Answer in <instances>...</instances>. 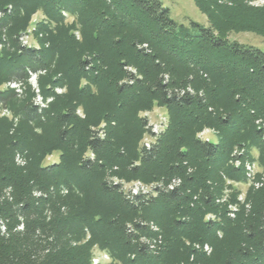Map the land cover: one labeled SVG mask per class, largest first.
Returning a JSON list of instances; mask_svg holds the SVG:
<instances>
[{
	"label": "trees",
	"instance_id": "1",
	"mask_svg": "<svg viewBox=\"0 0 264 264\" xmlns=\"http://www.w3.org/2000/svg\"><path fill=\"white\" fill-rule=\"evenodd\" d=\"M194 1L208 24L176 20L162 0H0V86L27 83L30 69H46L42 91L55 97L40 111L29 86L23 98L0 88V106L18 117L16 124L0 117V190L10 186L14 195L0 214L15 223L21 214L26 226L0 230V264H92L95 245L112 264H184L193 253L198 264H264V185L248 189L250 208L240 204L235 218L216 201L226 187L237 201L241 189L227 179L246 181L244 167L231 163L236 156L253 160L258 148L264 171L256 123L264 121V49L230 38L245 31L264 37V5ZM37 12L46 17L40 45H24L21 32ZM57 85L67 91L57 94ZM155 105L168 110V128L142 147L140 112ZM205 127L216 129L217 139L199 138ZM236 148L246 151L235 155ZM18 151L24 166L16 164ZM56 151L59 160L46 164ZM109 171L165 186L128 197L121 182L106 179ZM175 176L182 184L169 188ZM51 186L68 194L34 197V189ZM139 217L161 226L160 254L140 241L147 228ZM186 240L209 242L213 252H196Z\"/></svg>",
	"mask_w": 264,
	"mask_h": 264
},
{
	"label": "rangeland",
	"instance_id": "2",
	"mask_svg": "<svg viewBox=\"0 0 264 264\" xmlns=\"http://www.w3.org/2000/svg\"><path fill=\"white\" fill-rule=\"evenodd\" d=\"M162 1L164 2L165 6H168L170 8L172 17L175 18L176 20L180 21V22L188 23L190 20H196V21H199L201 23L206 22L205 19H204V18H206V15L202 13V11L196 5L194 0H162ZM220 1L222 3H225V4H232V0H220ZM248 4L253 5V6H263L264 5L263 1H260V0H249ZM9 8H12V7L10 6ZM1 13L2 12H0V14ZM64 15L66 16V21L69 22V23H72L75 20V17L73 15H70L66 11L64 12ZM44 20H46V17H45V15L43 13H41V12L35 13L32 16V19H31V21L29 23V26L25 30H23L21 32L22 35L23 34H27L28 35V38H27L28 40L27 41L32 43V44H34L37 47H39V45H40L39 37L42 36V33L37 35L38 25H39L40 22H42ZM75 33H76L77 38L81 39L80 31L76 30ZM230 38L232 40H237L239 42L250 44V45H254V46H257V47H259L261 49H264V37L260 36V35H258L256 33H253V32H248V31H245V32H232L230 34ZM4 39H6L5 36H4ZM1 47H2V44H0V48ZM130 69H132V68H130ZM133 71L136 72L135 69H133ZM46 73H47V71H45V73L41 74L39 76V78H38V85H39V88H40L44 98H46V97H45V95L43 94V91H42V87H41V84H40V77L45 75ZM166 75H168V80H169V78H170L169 74H166ZM26 84L27 85L24 88L22 94H17L16 91L13 90V88L11 90H13L17 94V96L19 98H23V97H25L26 89L29 86L31 88V92L33 93V99H34V96H35L36 93H35L34 89L32 88L31 83L27 82ZM189 86H191V85H189ZM0 88H2V89H10L11 87L9 88L8 87V83L5 82L3 85L0 86ZM57 88H60L62 90V92L58 93L56 91ZM191 88L194 89L195 93L197 92V90L194 87L191 86ZM55 91H56L57 94H63V93H65L67 91V88H66V86L57 85L55 87ZM199 93L203 94V90H200ZM54 98L55 97H53V100H54ZM45 109H47V108H45ZM10 111H11V109H10ZM78 113L82 117L85 116L82 108L78 109ZM12 114H13V112H12ZM140 115L146 118V129H147V131L144 133L142 139L140 140V146H142V147L146 146V143L151 142V141H152V144L156 143L159 137L157 139H155V138H153L151 136L150 132L148 131L149 123H151V122L152 123H159V121L162 118V119L166 120L167 128H168V124H169V113H168V110L166 108H164L163 106L155 105L152 109L142 110L140 112ZM14 116L16 117V115H14ZM5 117L9 118L10 120H13V122L15 124L17 123V121L14 120V118H12V116H5ZM256 123L258 124V126H260V124L264 123V121H262L261 119H258L256 121ZM104 126H105V123L103 122L101 124V127L103 128ZM166 129H165V131H166ZM165 131L162 134H164ZM201 133L204 134L205 138L210 139V140H215L218 137V131L216 129L212 128V127L203 128L198 133V137L199 138L201 137ZM263 138H264V136H263ZM201 139H202V137H201ZM235 150H238V151L242 152V154L246 151L245 148H236ZM259 153H260L259 149L258 148H254L253 151H252L254 159L252 160V159L248 158L246 160H241L242 164L240 163L241 164L240 166L244 167V171L246 173V169H245L246 163L249 162L251 164H255V165H252L257 170L256 171L257 172V176L256 175L255 176L257 177V180H259L258 182H262V180L264 179V171H263L262 166H261V164H260V162L258 160L259 159ZM18 156H20V157H18ZM59 156H60V153L58 151L48 155L46 157V159H45L46 164L58 161L59 160ZM86 156L93 157L94 153H92V151L89 150L87 152ZM15 161H16V164L19 165V166H24V165L27 164V159H26L24 153H22L21 151H18L15 154ZM235 162H236V160L232 159L231 163H233V165L236 164ZM173 178H180V177H176L175 176V177H172V179ZM106 179H108L109 181L121 182L123 187H124L123 192L125 194L130 192L131 187L137 186L139 183L143 184L146 188H150V189L153 188L154 185H162V184H164L163 181H158V182H153V183H145V182L141 181L140 179L126 181L124 179L119 178L116 174H113L111 171L108 172V174L106 176ZM171 180L169 182H171ZM181 184H182V182H181ZM227 184H230V185L233 184L235 186H238L241 189L240 193L237 196V201H231L230 198H231V194H232V188H230V187H226L224 189L223 193L219 197H217L216 201L218 203H227L228 216L231 217V218H235L237 213L239 212L240 204H245L246 203V197H247L248 189L250 187H254V188L258 189V188H260V187H262L264 185V182H263V185H261V186L259 185L258 186L257 184H252L251 182H248L247 179L244 182H236L234 180L227 179ZM62 187L61 188H57L55 186H51L49 189L45 190V191H48L47 192V194H48L47 196H40L38 198L48 197V196H50L52 194H56L57 191H59V193H61L63 195L68 194V191L66 192L65 190H62ZM34 190L36 191L38 189H34ZM34 197H37V196L34 195ZM229 203H233L234 207L237 206V210L235 211V215L234 216L231 215V212H234V210L230 209L231 205ZM246 207L250 208V204L246 203ZM48 215L49 216L51 215V211L50 210L48 211ZM215 217L216 216L214 214H212V213L207 214V218L214 219ZM8 218H10V217H8ZM17 218H18V215L16 214V223L13 222V220L11 218L8 219L9 220V224L12 227L13 231H14V227L16 226L17 222L19 221ZM135 220L136 221L139 220L140 222L143 221L144 223H146L145 227L147 228L146 229L147 232L146 233H141V234L138 233L139 239H141V240L144 239L148 243L152 244L151 250L148 249L150 253H152L154 255L160 254L164 250L165 244H166V240H165L164 233L162 231L161 226L155 220H152V219L139 217V218H135ZM130 225H132L131 221H130ZM25 230H26V226L24 227L23 230L21 229L20 232L21 233L25 232ZM220 236H221V233H220ZM186 243H187V245H192V247L194 248V250L196 252L205 253L207 255H210L213 252V247H212V245L209 242H204L203 243V242L196 241V242H192L191 243L189 240H186ZM207 246H208V248H207ZM100 250H103V249H101L98 245H95L93 247V255L98 253V251H100ZM112 262H113V258H112ZM112 262L110 264H112ZM120 264H122V263H120ZM184 264H198V262L196 261V255L193 253L190 256L189 260L186 263H184Z\"/></svg>",
	"mask_w": 264,
	"mask_h": 264
},
{
	"label": "built area",
	"instance_id": "3",
	"mask_svg": "<svg viewBox=\"0 0 264 264\" xmlns=\"http://www.w3.org/2000/svg\"><path fill=\"white\" fill-rule=\"evenodd\" d=\"M260 1H263L264 3V0H260ZM2 15V13L0 14V16ZM28 38V35L27 34H21L20 35V41L22 42V44L24 45H27V46H35L34 44L28 42L27 39ZM37 47V46H35ZM45 69H39V70H29V78L27 80V82H30L31 83V86L32 88L34 89L35 91V96H34V99H33V102L39 107L40 111L47 108L49 106V103L53 100V97L50 96L48 98H44L43 95H42V92L39 88V85H38V78L41 74L45 73ZM165 80L168 81V75L165 76ZM8 87L10 89L13 88L14 91H16L17 94H22L23 93V90L24 88L26 87V82H23V81H18V80H11V81H8ZM187 90H189L191 93H195L194 89L191 88V86H188L186 87ZM181 90H184L183 88ZM56 91L58 93H61L62 90L60 88H57ZM3 116H12V118H14V120H18V117L14 116L12 114V112L10 111V109L8 107H4V106H0V117H3ZM167 128V122L165 119H162L159 121V123H149V126H148V131L150 132L151 136L155 139H157L158 137H160V135L165 131V129ZM259 128L263 130V133H264V123L260 124ZM201 137L202 139H204V134L201 133ZM200 137V138H201ZM204 140H210V139H207L205 138ZM152 145V141L151 142H148L146 143V147H151ZM235 155H241L242 152L236 150ZM20 155V154H19ZM20 157V156H18ZM236 160V164L235 166H240L242 164L241 162V159L239 157L236 156V158L234 159ZM241 163V164H240ZM252 165H255V164H251L249 162L246 163V166H245V169H246V179L248 182H251L252 184H257L258 186L260 185H263V182H264V179L262 180V182H258L259 180H257V170L254 166ZM256 175V176H255ZM182 180L180 178H173L171 180V182H169L167 184V186L169 188H172L173 186H179L181 184ZM117 183V182H116ZM157 186H160V187H164L165 185L162 184V185H154L153 188H146L143 184L139 183L137 186H133L131 187L130 189V192H128L126 195L129 197L135 195V194H139V193H143V194H150V193H155V188ZM124 189V187H123ZM62 190H65L66 192L68 191L67 187L63 186L62 187ZM48 191H45V190H41V189H38V190H34V195H36L37 197H40V196H47ZM14 200V195H13V190H12V187H5L3 188L1 191H0V204L4 203V202H13ZM242 200V199H241ZM231 205V208L232 210H234V212H231V215L234 216L235 215V211L237 210V206L234 207L233 203H229ZM10 218H3L0 214V230L3 234H9L11 232V230L9 229V220ZM18 222L16 224V226L14 227V231H21V229L23 230L24 227H25V220H24V216L21 215V214H18ZM141 223H143L144 225L146 223H144L143 221H141ZM129 229L130 231L133 230V226L129 224ZM89 236V235H88ZM140 241L144 242L147 246H148V249L151 250V246L152 244L151 243H148L146 240L144 239H140ZM208 248V246H207ZM112 262V256L111 254L107 251V250H100L98 251V253L94 254L92 256V264H110Z\"/></svg>",
	"mask_w": 264,
	"mask_h": 264
},
{
	"label": "crops",
	"instance_id": "4",
	"mask_svg": "<svg viewBox=\"0 0 264 264\" xmlns=\"http://www.w3.org/2000/svg\"><path fill=\"white\" fill-rule=\"evenodd\" d=\"M203 13V12H202ZM203 14H205V13H203ZM206 15V14H205ZM205 19V21L206 22H204V24H207L208 23V18H207V16H206V18H204Z\"/></svg>",
	"mask_w": 264,
	"mask_h": 264
}]
</instances>
